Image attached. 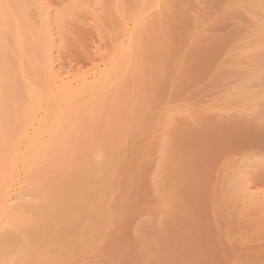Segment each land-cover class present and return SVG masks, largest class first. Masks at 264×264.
Here are the masks:
<instances>
[{
    "label": "rangeland",
    "instance_id": "rangeland-1",
    "mask_svg": "<svg viewBox=\"0 0 264 264\" xmlns=\"http://www.w3.org/2000/svg\"><path fill=\"white\" fill-rule=\"evenodd\" d=\"M0 12V264H264V0Z\"/></svg>",
    "mask_w": 264,
    "mask_h": 264
},
{
    "label": "bare ground",
    "instance_id": "bare-ground-1",
    "mask_svg": "<svg viewBox=\"0 0 264 264\" xmlns=\"http://www.w3.org/2000/svg\"><path fill=\"white\" fill-rule=\"evenodd\" d=\"M0 13H1V12H0ZM61 76H62V75H61ZM85 77H86V76H85ZM20 197H21V196H20ZM20 197H19V198H20ZM16 198L18 199V194H13V195L11 194V195L8 197V199H9L10 201H11V200H15ZM17 199H16V200H17ZM16 200H15V201H16ZM13 202H14V201H13Z\"/></svg>",
    "mask_w": 264,
    "mask_h": 264
}]
</instances>
